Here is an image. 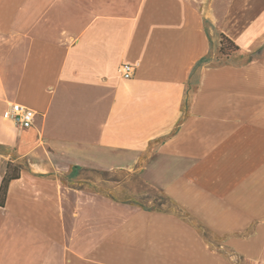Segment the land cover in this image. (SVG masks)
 <instances>
[{
    "label": "crops",
    "instance_id": "1",
    "mask_svg": "<svg viewBox=\"0 0 264 264\" xmlns=\"http://www.w3.org/2000/svg\"><path fill=\"white\" fill-rule=\"evenodd\" d=\"M8 163L0 264H264V0H0V185Z\"/></svg>",
    "mask_w": 264,
    "mask_h": 264
},
{
    "label": "trees",
    "instance_id": "2",
    "mask_svg": "<svg viewBox=\"0 0 264 264\" xmlns=\"http://www.w3.org/2000/svg\"><path fill=\"white\" fill-rule=\"evenodd\" d=\"M238 50V47L231 42L227 37L225 36H220V43H219V55L221 58H228L232 53H234L235 51ZM202 61H200V63H202ZM20 167L18 166H14L10 163L7 164V169H6V173L4 175V177L2 178L1 181V185H0V206L4 205L5 202V198H6V194H7V190H8V186L9 183L12 180L18 179L20 176V172H21ZM91 174H95V175H99L102 177L103 183L101 184V187L104 188L105 190H112V189H117V188H121L126 190V192H123L120 196L118 197H113L110 196L113 200L122 202V203H126V204H133L135 206L141 207L142 209L145 210H160L161 206L167 201L166 198H164L163 196H161V194H159V192L157 191L156 188H154L153 186H151L150 184L146 183L145 181L141 180V182L149 189L145 192H142V196H140V194H137V190H134L132 192L131 187H128L127 183L129 182L130 184L133 183L134 180H136L137 178L140 177V175L136 174V173H130L124 170H117V171H97V170H91L89 171ZM75 171L73 170V172L71 173L72 175H74ZM122 175V177L124 178L125 176H131L130 181L125 180H119V179H113V180H109V179H105L108 178L110 176H119ZM121 178V179H123ZM107 182H114L115 186L113 187H109L107 186ZM126 182V184H125ZM130 188V189H128ZM128 190V191H127ZM148 204H151L150 207H148Z\"/></svg>",
    "mask_w": 264,
    "mask_h": 264
},
{
    "label": "built area",
    "instance_id": "3",
    "mask_svg": "<svg viewBox=\"0 0 264 264\" xmlns=\"http://www.w3.org/2000/svg\"><path fill=\"white\" fill-rule=\"evenodd\" d=\"M119 74L124 80H129L133 77L136 71V66L131 64H121ZM3 118L11 121L15 126L21 129L31 128L35 119V112L18 103H7L6 110L3 112Z\"/></svg>",
    "mask_w": 264,
    "mask_h": 264
},
{
    "label": "rangeland",
    "instance_id": "4",
    "mask_svg": "<svg viewBox=\"0 0 264 264\" xmlns=\"http://www.w3.org/2000/svg\"><path fill=\"white\" fill-rule=\"evenodd\" d=\"M136 174L140 175V173L138 171H137ZM83 176L85 177V178H82L84 180L85 179H88V178L95 179L92 176L88 175L87 173H84ZM121 178H123L122 175L115 176V177L114 176L113 177L110 176V177L105 178V179H109V180H113V179L125 180L126 179L127 181H130L131 176H127V177L125 176L123 179H121ZM140 179L143 180L141 177H139L136 180H134L133 183H131V184L128 182L127 183L128 184L127 186L128 187H131V190L132 191L134 190V193H135V190H137L138 191L137 194H140V196H142V192H145V191H147L149 189L141 182ZM125 184H126V182H125ZM107 186L113 187V186H115V183L114 182H107ZM128 189H130V188H128ZM123 192H126V190H124V189L121 190L120 187L117 188V190H116L117 195H121ZM106 197L112 199L110 196H106ZM150 206H151V204H148V207H150ZM165 208H166V206L163 207V209H165Z\"/></svg>",
    "mask_w": 264,
    "mask_h": 264
}]
</instances>
